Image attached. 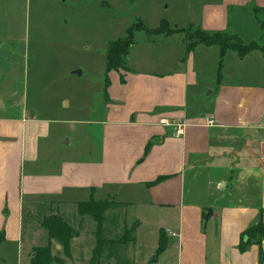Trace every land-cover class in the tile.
Wrapping results in <instances>:
<instances>
[{
	"label": "crops",
	"instance_id": "obj_1",
	"mask_svg": "<svg viewBox=\"0 0 264 264\" xmlns=\"http://www.w3.org/2000/svg\"><path fill=\"white\" fill-rule=\"evenodd\" d=\"M189 12V26L235 31L244 44L264 46V0H197ZM197 49L178 71H133L125 84L109 74L102 120L79 123L100 128L93 161L52 169L56 161L44 162L38 147L47 122L28 121L25 111L0 121V264H31L49 242L43 218L77 222V205L90 200L115 202L106 226L115 223L117 234L138 222L128 253L102 264H264V241L240 250L243 234L264 222V54L241 59L228 51L204 111L202 96L198 107L189 105ZM228 56L236 65L223 74ZM180 124L184 135L177 137ZM68 207L74 217L66 216ZM85 219L91 226L72 241L76 264H88L95 247V225ZM161 231L167 248L157 254Z\"/></svg>",
	"mask_w": 264,
	"mask_h": 264
},
{
	"label": "rangeland",
	"instance_id": "obj_2",
	"mask_svg": "<svg viewBox=\"0 0 264 264\" xmlns=\"http://www.w3.org/2000/svg\"><path fill=\"white\" fill-rule=\"evenodd\" d=\"M196 1L0 0V121L25 111L28 121L47 122L46 135L38 140V147L44 162L56 161L52 169L63 161H93L99 152L100 128L79 123L103 118L109 44L125 38L135 26V44L128 62L132 72L178 71L187 57L185 35H149L139 25L153 30L167 22L171 29H185L190 24L189 7L192 11ZM260 19L263 25L264 14ZM193 61L198 85L190 89L189 105L198 107L196 100L202 96L200 106L208 111L207 101L218 77L220 48L198 46ZM235 65L228 56L223 74ZM128 207L125 204V209ZM64 210L67 217L75 216L74 208ZM71 222L80 234L90 224L85 219L79 227V217ZM41 235L38 230V241L43 239ZM131 247L132 243L119 248V254L128 253ZM55 250L53 254L63 259L61 250ZM63 264L76 263L65 259Z\"/></svg>",
	"mask_w": 264,
	"mask_h": 264
},
{
	"label": "trees",
	"instance_id": "obj_3",
	"mask_svg": "<svg viewBox=\"0 0 264 264\" xmlns=\"http://www.w3.org/2000/svg\"><path fill=\"white\" fill-rule=\"evenodd\" d=\"M137 26V25H136ZM141 29L147 31L149 35H164L166 37L177 33L185 35L186 52L191 54L198 46L220 48V68L218 77H221L222 62L228 51H233L239 57L244 58L254 52L264 54V46L256 42L244 44L235 31L229 32H208L194 26H189L185 29H171L167 22H163L157 29H146L142 24ZM135 26L128 31L125 38L113 41L109 44L106 60V82L105 94L110 86L109 74L117 72L120 74L122 84H125V75L132 72L129 66V58L133 45L135 44ZM78 217L80 226L83 225L85 218H89L95 225L94 236L96 239L93 255L88 264H102L103 259L110 258L114 254H119L121 247H126L128 244L135 242V233L138 227V222L133 226H125L121 233L117 234L115 223H111L110 228L107 227L108 212L115 208V202L94 201L79 203ZM42 228L48 235L49 242L45 247L38 248L34 251V257L31 264H63L64 260L72 259V241L80 235L79 230H76L66 218L60 214H50L41 221ZM116 233V234H115ZM166 233L160 232V244L157 254L163 253L167 248ZM243 241L240 245L241 251L246 249L254 241L261 244L264 241V222L260 221L257 225L252 226L243 234ZM3 236L0 235V241ZM54 242L61 247L63 259L56 257L53 254L55 248ZM263 257L261 255V262Z\"/></svg>",
	"mask_w": 264,
	"mask_h": 264
},
{
	"label": "built area",
	"instance_id": "obj_4",
	"mask_svg": "<svg viewBox=\"0 0 264 264\" xmlns=\"http://www.w3.org/2000/svg\"><path fill=\"white\" fill-rule=\"evenodd\" d=\"M184 127H185V125L180 124L178 129H177V131H176V133H175V136H177V137L183 136L184 135Z\"/></svg>",
	"mask_w": 264,
	"mask_h": 264
},
{
	"label": "water",
	"instance_id": "obj_5",
	"mask_svg": "<svg viewBox=\"0 0 264 264\" xmlns=\"http://www.w3.org/2000/svg\"><path fill=\"white\" fill-rule=\"evenodd\" d=\"M79 74H81V73H79ZM58 248L60 249L61 247L59 246Z\"/></svg>",
	"mask_w": 264,
	"mask_h": 264
}]
</instances>
